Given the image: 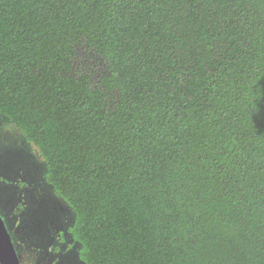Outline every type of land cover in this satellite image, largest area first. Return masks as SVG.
<instances>
[{
  "label": "trees",
  "instance_id": "trees-1",
  "mask_svg": "<svg viewBox=\"0 0 264 264\" xmlns=\"http://www.w3.org/2000/svg\"><path fill=\"white\" fill-rule=\"evenodd\" d=\"M0 114L84 264H264V0H0Z\"/></svg>",
  "mask_w": 264,
  "mask_h": 264
},
{
  "label": "rangeland",
  "instance_id": "rangeland-1",
  "mask_svg": "<svg viewBox=\"0 0 264 264\" xmlns=\"http://www.w3.org/2000/svg\"><path fill=\"white\" fill-rule=\"evenodd\" d=\"M76 66L90 68L86 59H78ZM47 171L48 166L36 146L0 114V217L13 245L15 243L19 263L84 264L79 258L76 243L61 245L54 253L39 247L36 252H28L24 247L16 250L19 239L16 240L15 236L21 232L24 221L57 198L52 186L45 181Z\"/></svg>",
  "mask_w": 264,
  "mask_h": 264
},
{
  "label": "flooded vegetation",
  "instance_id": "flooded-vegetation-1",
  "mask_svg": "<svg viewBox=\"0 0 264 264\" xmlns=\"http://www.w3.org/2000/svg\"><path fill=\"white\" fill-rule=\"evenodd\" d=\"M71 222L69 208L60 199L54 198L24 221L21 232L15 236L16 240L19 239L16 250L24 247L28 252H36L39 247L48 253H54L59 251L61 245L70 246L73 244L68 233Z\"/></svg>",
  "mask_w": 264,
  "mask_h": 264
},
{
  "label": "water",
  "instance_id": "water-1",
  "mask_svg": "<svg viewBox=\"0 0 264 264\" xmlns=\"http://www.w3.org/2000/svg\"><path fill=\"white\" fill-rule=\"evenodd\" d=\"M0 264H20L14 246L0 217Z\"/></svg>",
  "mask_w": 264,
  "mask_h": 264
}]
</instances>
